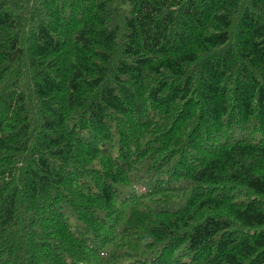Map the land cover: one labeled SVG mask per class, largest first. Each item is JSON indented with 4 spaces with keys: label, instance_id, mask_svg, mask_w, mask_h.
<instances>
[{
    "label": "trees",
    "instance_id": "trees-1",
    "mask_svg": "<svg viewBox=\"0 0 264 264\" xmlns=\"http://www.w3.org/2000/svg\"><path fill=\"white\" fill-rule=\"evenodd\" d=\"M0 264H264V0H0Z\"/></svg>",
    "mask_w": 264,
    "mask_h": 264
}]
</instances>
